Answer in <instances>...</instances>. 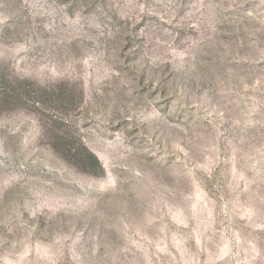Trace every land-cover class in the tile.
I'll use <instances>...</instances> for the list:
<instances>
[{"label": "rangeland", "instance_id": "obj_1", "mask_svg": "<svg viewBox=\"0 0 264 264\" xmlns=\"http://www.w3.org/2000/svg\"><path fill=\"white\" fill-rule=\"evenodd\" d=\"M0 264H264V0H0Z\"/></svg>", "mask_w": 264, "mask_h": 264}]
</instances>
